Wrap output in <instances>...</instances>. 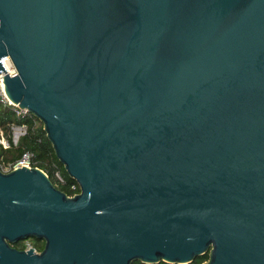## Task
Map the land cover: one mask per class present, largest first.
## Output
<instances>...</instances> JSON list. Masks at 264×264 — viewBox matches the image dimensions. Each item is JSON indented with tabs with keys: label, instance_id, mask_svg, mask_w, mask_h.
<instances>
[{
	"label": "water",
	"instance_id": "water-1",
	"mask_svg": "<svg viewBox=\"0 0 264 264\" xmlns=\"http://www.w3.org/2000/svg\"><path fill=\"white\" fill-rule=\"evenodd\" d=\"M1 72L80 190L0 168V264H264V0H0Z\"/></svg>",
	"mask_w": 264,
	"mask_h": 264
},
{
	"label": "trees",
	"instance_id": "trees-1",
	"mask_svg": "<svg viewBox=\"0 0 264 264\" xmlns=\"http://www.w3.org/2000/svg\"><path fill=\"white\" fill-rule=\"evenodd\" d=\"M12 124H26L27 131L20 136L17 144H13L8 148H4L0 144V168L8 164H14L17 160L23 157L25 153L31 154L32 166H37L43 169L50 176L51 180L59 189L65 191L67 194L72 195L80 190L79 184L73 179L64 167V164L57 157L52 143L47 137V134L43 128V124L33 114H17L14 107L3 106L0 104V130L4 131V134L8 139L11 136ZM57 172L60 173L61 178L57 176ZM77 184V189H72L71 185ZM29 240L35 245L38 250H42L44 247V241L35 237L19 240L14 243L17 248H25L26 241ZM209 258V253L206 252L200 256H197L193 261L186 264H201ZM133 264H148L142 261H135ZM155 264H179L168 263L161 261Z\"/></svg>",
	"mask_w": 264,
	"mask_h": 264
},
{
	"label": "built area",
	"instance_id": "built-area-1",
	"mask_svg": "<svg viewBox=\"0 0 264 264\" xmlns=\"http://www.w3.org/2000/svg\"><path fill=\"white\" fill-rule=\"evenodd\" d=\"M4 67L6 68L7 72L10 75H14L15 73H17V69L15 67V65L12 63L11 59L9 57H4L1 59ZM4 73L1 72L0 73V104L3 106H13L16 113L17 114H26V112L24 111V109H21L17 104L13 103L10 98L7 96L6 92H5V87H4V83H3V76ZM27 131V126L26 124H12L11 125V136L10 139H8V137L5 136L4 131L0 130V144L4 147V148H8L11 145V142L13 144H17L19 138L21 135H23L24 133H26ZM23 165H28V166H32L31 164V154L29 153H25L23 155L22 158H20L19 160H17L14 164H8L3 166L2 169H4L5 171H9L17 166H23ZM57 176L59 178L62 179L61 175L59 172H57ZM72 189L76 190L77 189V184L73 183L71 185ZM79 192V191H77ZM76 192V193H77ZM75 194V193H74ZM73 195V194H72ZM33 248L35 251H40L38 250V248L32 244V242H30L29 240L26 241V247L25 248Z\"/></svg>",
	"mask_w": 264,
	"mask_h": 264
},
{
	"label": "rangeland",
	"instance_id": "rangeland-1",
	"mask_svg": "<svg viewBox=\"0 0 264 264\" xmlns=\"http://www.w3.org/2000/svg\"><path fill=\"white\" fill-rule=\"evenodd\" d=\"M4 170V169H3Z\"/></svg>",
	"mask_w": 264,
	"mask_h": 264
}]
</instances>
